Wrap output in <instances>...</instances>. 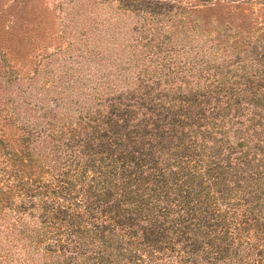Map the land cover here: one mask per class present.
<instances>
[{
    "label": "trees",
    "instance_id": "16d2710c",
    "mask_svg": "<svg viewBox=\"0 0 264 264\" xmlns=\"http://www.w3.org/2000/svg\"><path fill=\"white\" fill-rule=\"evenodd\" d=\"M250 1L63 0L68 50L0 49V264H264V43L201 17Z\"/></svg>",
    "mask_w": 264,
    "mask_h": 264
},
{
    "label": "rangeland",
    "instance_id": "374dc122",
    "mask_svg": "<svg viewBox=\"0 0 264 264\" xmlns=\"http://www.w3.org/2000/svg\"><path fill=\"white\" fill-rule=\"evenodd\" d=\"M101 1L106 0H87L93 7H103L98 5ZM61 2L63 0H0V49L12 53V64L19 67L21 75H34L35 68L41 64L38 54L52 55L60 47L68 50V42L59 41L67 8H63ZM217 6L201 17L235 31H245L242 32L245 35L260 28L255 35L259 36L260 44L264 43L263 1L229 2ZM78 49V46L73 47V53Z\"/></svg>",
    "mask_w": 264,
    "mask_h": 264
}]
</instances>
